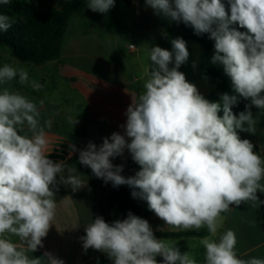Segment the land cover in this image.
<instances>
[{"label": "clouds", "instance_id": "clouds-1", "mask_svg": "<svg viewBox=\"0 0 264 264\" xmlns=\"http://www.w3.org/2000/svg\"><path fill=\"white\" fill-rule=\"evenodd\" d=\"M227 3L228 11L221 0H145L154 14L182 21L196 35L209 34L215 49L211 63L223 66L233 94L209 101L186 80L179 71L190 56L183 38L171 40V51L151 47L143 90L124 112L122 132L103 137L99 145L91 140L81 148L69 143V158L78 152V163L96 178L114 188H131L132 198L146 201L170 230L198 231L206 226L210 235L200 239L203 264H264V258H238L234 230L212 238L221 213L232 210L230 205L264 204L257 196L258 191L264 193V158L239 135L256 134L264 116V0ZM114 6L115 0H89L87 8L106 14ZM13 23L0 14V32ZM236 24L246 31L233 27ZM13 81L35 91L43 87L30 79L27 67H0V264H65L50 251L40 257L32 253L44 247L42 238L55 216L59 186L77 192L87 182L75 166L49 159L46 129L52 120L42 123L37 103L13 89ZM240 98L250 103L235 114ZM253 107L259 110L256 115ZM68 123L74 126L78 120L69 117ZM126 151L139 165L131 176L122 175L124 163H113L125 158ZM84 230V252L98 250L113 264H198L188 251L181 253L177 243L156 238L149 222L131 211L111 223L96 215Z\"/></svg>", "mask_w": 264, "mask_h": 264}, {"label": "crops", "instance_id": "crops-1", "mask_svg": "<svg viewBox=\"0 0 264 264\" xmlns=\"http://www.w3.org/2000/svg\"><path fill=\"white\" fill-rule=\"evenodd\" d=\"M13 1L30 3L37 0ZM44 1L56 9H62L66 0ZM184 32L181 22L169 21L154 14V10L145 5V0H132L130 5L125 0H115V6L106 14L86 8L71 19L64 35L60 58L56 61L43 65L24 63L14 58L9 48H0V67L5 63L27 67L30 79L43 86L35 91L30 86L12 82L13 89L37 103L42 123L45 119L52 120L51 128L46 129L49 137L46 154H50L49 159L65 160L75 166L87 182L86 187L77 192L64 185L59 186L55 195V216L47 236L42 238L44 247L32 253L33 257H40L45 251H50L63 259L65 264H97V257L102 252L88 249L85 253L80 237L86 234L85 226L100 213L89 174L73 161L78 162V152L69 158L68 145L74 143L77 148H81L90 140L99 145L103 137L110 136L114 131L122 132L119 125L126 121L124 112L132 103V98H138L141 84L146 79L144 70L150 63L149 49L159 46L171 51V42L160 41L172 34ZM186 45L190 56L179 71L186 72V80L199 90L202 87V72L206 71L201 68L204 63L214 66L209 61L214 52L207 56L203 48L192 40L186 41ZM135 63L139 67L133 69ZM41 100L44 101L42 106L39 104ZM69 117L77 118L78 123L72 126L68 123ZM241 135L250 140L257 147L253 149L254 152L264 158V116L260 118L256 134L241 132ZM129 157L126 151L125 158H116L113 163L126 165ZM110 184H106L108 191ZM257 196L260 201H264V193L258 191ZM116 207L112 208L113 221L117 220L113 214ZM230 207V212L221 213L217 234L212 238L218 239L226 229H232L237 236L238 258H264V204L253 207L248 202L239 207ZM149 224L154 234L195 230H170V226L154 213ZM202 229L207 228L205 226ZM201 238L181 236L158 239L177 243L181 253L188 251L198 264H203L205 249L200 244ZM11 239L20 242L18 237L13 236ZM110 264H113L112 260Z\"/></svg>", "mask_w": 264, "mask_h": 264}, {"label": "trees", "instance_id": "trees-1", "mask_svg": "<svg viewBox=\"0 0 264 264\" xmlns=\"http://www.w3.org/2000/svg\"><path fill=\"white\" fill-rule=\"evenodd\" d=\"M88 2L89 0H66L62 9H56L44 0L30 3L10 0L6 8L13 11L8 16L12 18L14 23L7 32H0V48H9L11 55L24 63L43 65L58 60L61 55L64 35L71 19L75 15L82 13L87 8ZM131 2L132 0H125L127 5H130ZM221 2L225 5L226 11H228L227 0H221ZM181 23L185 29L184 34H172L162 39L160 43L171 42L172 39L181 37L185 41L192 40L197 42L203 48L205 54L211 56L215 49L214 41L209 39V34L196 35L190 25H185L182 21ZM233 27H236L239 31H246V29L239 28L238 24L233 25ZM202 77L208 79L215 88L216 94H233L231 80L223 69L217 70L211 66L208 70L202 72ZM239 103L242 104V107L236 110L235 114L243 111L245 105L250 103V100L240 98ZM252 111L258 112L259 110L253 107ZM239 135L241 139H244L241 132H239ZM254 148L257 149L255 146ZM73 161L89 174L99 213L106 222L111 223L113 221L112 208L115 206H118L121 210L122 219H125L127 213L131 211L133 214L150 222L153 212L149 210L146 201L132 198L131 188L128 186L114 188L110 184V190L108 191L103 180L96 178L90 168L80 165L76 160ZM138 170L139 165L132 161L130 156L122 175L131 176ZM207 235V229L172 233L157 232L154 234L156 238L204 237ZM156 259L160 262L163 258L157 256ZM110 262L111 260L104 253L97 257V264H110Z\"/></svg>", "mask_w": 264, "mask_h": 264}, {"label": "rangeland", "instance_id": "rangeland-1", "mask_svg": "<svg viewBox=\"0 0 264 264\" xmlns=\"http://www.w3.org/2000/svg\"><path fill=\"white\" fill-rule=\"evenodd\" d=\"M13 11L11 10H8L6 8V5H3V4H0V14H6V15H10L12 14ZM132 43H135L136 42L134 40H130ZM213 56V54H212ZM212 56L209 58V61H211V58ZM206 58V57H205ZM213 66V65H212ZM136 67H139L136 63L134 65H132V68H136ZM205 67V68H203ZM208 67H211V65L209 66V64L206 66L205 63L203 64L202 68L201 69H209ZM215 69L217 70H220V69H223V66L222 65H219V64H214L213 66ZM185 72V71H184ZM185 74H187L185 72ZM143 84H141V89L143 90ZM201 84H202V87H200V89L198 90L206 99H208L209 101H219V94H216L215 91H214V87L211 85V83L207 80V79H202L201 81ZM141 90V91H142ZM242 107V104L238 103L237 106H234L233 107V112L235 113L236 110L240 109ZM218 115L222 116L223 115V112L221 111L220 113H218ZM113 214L114 216L117 218V219H121L122 220V213L120 211V209L118 207H116L115 209H113Z\"/></svg>", "mask_w": 264, "mask_h": 264}]
</instances>
